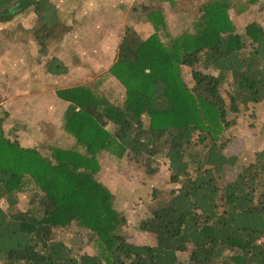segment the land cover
I'll return each instance as SVG.
<instances>
[{"label":"trees","instance_id":"1","mask_svg":"<svg viewBox=\"0 0 264 264\" xmlns=\"http://www.w3.org/2000/svg\"><path fill=\"white\" fill-rule=\"evenodd\" d=\"M152 1L139 6L152 31L126 26L103 77L55 91L66 103L62 144L24 146L0 117V264H264V148L219 181L237 163L226 150L235 117L264 102V28L238 29L231 18L257 0ZM29 13L45 54L60 20L54 1L0 0V24ZM45 70L67 67L51 57ZM107 78L116 90L103 87ZM104 156L158 182L157 158L166 160L171 187L152 189L138 223L152 243L124 235L126 218L100 177ZM74 226L90 235V251L53 239Z\"/></svg>","mask_w":264,"mask_h":264},{"label":"rangeland","instance_id":"2","mask_svg":"<svg viewBox=\"0 0 264 264\" xmlns=\"http://www.w3.org/2000/svg\"><path fill=\"white\" fill-rule=\"evenodd\" d=\"M53 1L60 11V20L45 46V54L40 53V45L34 41V32L31 31L39 26L34 25L28 32L33 25L32 13L0 24V117H4L7 136L17 137L24 146L62 144L66 138L61 136L59 126L66 103L55 96V91L93 81L100 75L103 77L115 58L117 44L126 26H133L143 37L152 31L139 10V6L150 7L152 0ZM177 1L182 4L190 2ZM197 2L193 0L191 3L196 5ZM163 5L169 8L167 2L163 1ZM138 17H141L140 21ZM231 18L238 29L251 21L264 28V0L248 4L240 13L233 8ZM177 19L178 15L172 12L168 15L172 26ZM51 57L61 59L67 71L61 74L47 72L45 62ZM103 87L112 92L117 89L116 81L107 78ZM221 92L227 95V88L223 86ZM36 96L32 105H26V101ZM144 122L147 119L144 118ZM12 125L19 128L11 129ZM230 133L226 150L236 155L237 163L219 178L223 183L227 174L251 163L255 152L264 148V102L243 108L235 117ZM157 159L160 182L157 177L144 176L124 160L104 156L101 161L100 177L115 194V205L126 218L122 231L130 241L141 244L152 243L150 234L138 230L152 189L171 187L165 181L168 176L166 160L161 156ZM229 170L232 171L228 173ZM18 206L21 210L26 209L25 196H21ZM53 239L63 241L76 254L91 250L90 235L75 226L56 228Z\"/></svg>","mask_w":264,"mask_h":264}]
</instances>
